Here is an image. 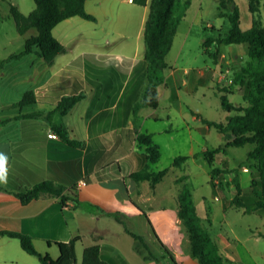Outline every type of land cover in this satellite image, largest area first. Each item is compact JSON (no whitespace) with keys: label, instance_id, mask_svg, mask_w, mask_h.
<instances>
[{"label":"crops","instance_id":"0c3cea01","mask_svg":"<svg viewBox=\"0 0 264 264\" xmlns=\"http://www.w3.org/2000/svg\"><path fill=\"white\" fill-rule=\"evenodd\" d=\"M103 2L112 5L115 0L85 2L86 11L95 16L92 21L98 18L95 6ZM138 2L149 12L150 0ZM10 4H15L24 13L35 7L27 12L18 0H0V21L5 19L8 23V27L0 29V49L5 51L0 55V153L8 157L9 170L8 183L0 184V230L30 235L36 249L53 258L59 255L57 242L78 237L76 255L80 249L81 259L77 256L76 264L81 263L84 248L92 244H99L102 257L114 264H164L161 257L172 263L161 242L178 264H200L190 252L189 239L178 216L179 193L185 184L190 185L203 224L205 219L209 220V207L204 202L207 196L204 193L200 198L195 197L193 180L201 176V182L211 185L215 199L222 198L210 182L204 152L208 148L224 146L234 135L218 130L201 118L214 120L204 113L209 105L206 93L209 88L216 89L220 105L221 93L233 104L246 103L245 87L234 85L229 79L242 65L247 44L211 43L207 48L212 44L216 46L213 55L216 67H185L183 72L188 77L180 76L179 68L167 61L166 78L157 87L158 106H140L134 110L147 80L145 44L142 50L137 45L132 54L123 49L122 53L115 54L112 50L100 51L99 48L74 52L72 41L62 39L55 31L63 22L78 21L81 16L75 15L53 28L54 35L67 48V52L56 56L53 64H47L36 50L12 57L23 51L25 39L36 30L20 34ZM73 37L79 39L77 35ZM225 45L229 48L225 49ZM182 88L188 96L199 101L200 107L186 105L182 100ZM28 90L35 91L37 101L22 107L12 106ZM75 93H84V97L65 115L50 113L62 96ZM162 95L168 99L164 109L161 108ZM222 109V119L216 121L225 122L237 113ZM60 126L65 128L70 139L80 143L71 145L65 141L58 132ZM50 132L58 136L49 137ZM139 134H150L152 145L159 148L160 157L156 162L146 158L149 145L138 139ZM233 147L236 146L227 145L224 151L216 153L214 163L226 170L223 175L229 180V190L236 193L234 178H238L244 188L242 171L248 170H245L246 166L234 163ZM164 150L169 165L160 163ZM179 155L186 159L180 165H174L173 161ZM163 168H167V173L154 187L148 179L131 177L132 173L143 169L158 171ZM80 180H85L86 184H80ZM42 181L63 187V194L67 196L65 201L48 192H41L27 202L16 195ZM167 182L166 188L163 185ZM233 197L234 194L223 202L224 214L234 206L230 203ZM126 227L139 235L140 230L150 229L152 239L149 241L157 243L159 253L144 240L160 262L143 258L135 249V240ZM127 236L133 239L130 245ZM216 241L223 253H227L223 248L232 245L224 235L217 236ZM0 264L44 263L38 256L28 253L18 238L0 234Z\"/></svg>","mask_w":264,"mask_h":264},{"label":"trees","instance_id":"16d2710c","mask_svg":"<svg viewBox=\"0 0 264 264\" xmlns=\"http://www.w3.org/2000/svg\"><path fill=\"white\" fill-rule=\"evenodd\" d=\"M87 0H34L35 7L29 12H22L15 4H10V12L16 23L17 30L24 34L30 29L36 33L25 39V46L21 53L13 54L12 57H19L21 54L37 51L49 65L53 64L57 55L67 52L66 46L54 35L53 28L61 21L71 16L79 15L85 19L94 20L95 16L86 11ZM235 0H219L218 14L226 17L231 28L226 35L208 36L203 44L209 46L215 44H247L248 58L244 64L234 73L232 83L245 87V104H233L226 94H220L221 105L226 110H235V115L229 116L225 122L210 120L202 117V121L215 126L222 132L230 131L234 138L224 146L208 148L204 155L209 166L210 182L213 186L226 171L214 163V156L224 151L227 145L244 146L250 144L252 147L247 153L248 162L253 163V178L250 181V191L241 197L243 188L238 178L233 182L236 186V195L232 202L243 207L245 213H259L264 215V23L259 19L261 7L264 0H248V8L252 13V25L243 29L240 25V8ZM190 0H150L149 12L144 25V58L147 62V80L140 102L136 103L134 110L140 106H158L157 87L165 80V71L169 67L166 56L170 51L177 28L185 16ZM229 6L230 12H222L223 8ZM226 90V88H225ZM224 90V91H225ZM84 93H75L62 96L51 114L58 116L65 115L79 100ZM37 97L34 90L26 91L20 100L12 106L22 107L34 103ZM23 114L22 116H31ZM62 138L71 145L80 142L70 139L65 128H58ZM138 139L149 145L147 148L148 158L156 162L160 157L159 148L152 145L150 134H139ZM186 156H177L173 164L180 165ZM167 173V168L158 171L143 169L131 174V177L142 180L148 179L154 187ZM64 188L57 186L50 181H42L25 191L17 192L16 195L23 201L38 196L41 192L55 194L64 202L67 196L63 194ZM178 216L186 231L190 243V252L197 258L200 264H229L217 241L211 237L202 223L196 211L192 192L188 184H185L179 193ZM117 220L123 222L116 216ZM127 232L135 240V249L143 255L144 259H160L152 252L144 238L129 230ZM0 234H7L20 240L22 247L30 254L36 255L44 264H76V241L73 237L69 241H61L56 244L59 247V255L53 258L49 253L39 252L33 242V238L25 233L9 230H0ZM169 254L173 264H178L175 257L168 248L161 242ZM80 264H114L101 255L99 244L88 245L83 250Z\"/></svg>","mask_w":264,"mask_h":264},{"label":"rangeland","instance_id":"374dc122","mask_svg":"<svg viewBox=\"0 0 264 264\" xmlns=\"http://www.w3.org/2000/svg\"><path fill=\"white\" fill-rule=\"evenodd\" d=\"M18 1H20L23 11L28 12L35 6L34 0ZM235 3L241 11L240 20L242 28L249 27L252 23V14L248 8V0H235ZM218 4L219 0H190L185 16L179 26L174 44L166 56V60L170 64L179 68V75L183 74V77H188L183 72L185 67L190 69L191 67H216L213 57L216 46L212 44L211 47L207 48L208 46H205L203 41L208 36L216 37L220 34L224 36L231 28L230 21L226 17L219 16ZM95 7L98 8L96 12L98 16L97 20L92 21L80 17L78 21H73L72 23L63 22L61 23L62 26L56 29V35L62 37V39H66V41L71 40L74 46V52H79L85 48H99L100 51L112 50L115 54H118V52L122 53L121 50L123 49L125 53L132 54L137 45H139L140 50L143 49L145 44L143 29L148 17V10L144 5L139 3L138 0L133 3L129 0H115L112 5L103 2ZM222 12H230L229 6L223 8ZM259 19L264 23V5L261 7ZM5 27H8V23L7 20L3 19L0 21V29ZM61 28L63 30H60ZM31 31L34 33L35 29ZM62 31H65L66 35ZM76 35L79 39L74 40L73 36ZM240 45H244V43ZM244 47L247 51V46L245 45ZM224 48H229V45H225ZM3 54H5V51L0 49V55ZM247 58L248 55L245 53L240 65L244 64ZM118 59H122V57H118ZM115 62L116 59L114 60ZM183 89L181 90L182 100L186 105L200 107L199 101L188 96ZM206 93L209 105L207 106V110H204L205 115L214 120L222 119L221 112L223 109L220 105L216 89L209 88ZM167 101L166 96L162 95V109H164L163 106H165ZM236 101H238V95H236ZM251 147L250 144H246L231 149V152L234 153V163L244 165L248 170V172L242 171L241 183L244 190L241 197L250 191L249 185L253 178V163L247 160V151ZM160 159L161 164L169 165L170 160H168L165 150ZM216 164L218 163L216 162ZM200 179L201 176L193 180V187L196 198H200L204 193L207 196V200L204 202L209 207V220L205 219L206 224L204 223L203 225L215 240L217 236L224 235L230 240V244L232 243L227 249L223 248V250H227L225 251L227 253H223L221 250L226 261L229 264H264V215L259 213H245L243 207L237 206L238 203L232 202L233 199L230 200V203L234 206L230 207L224 214L223 202L233 194L234 196L236 195L235 191L231 193V190H229V180L224 175L218 179L216 183L217 190L215 191L222 198L216 200L211 192V185L205 183V181L201 182ZM168 184L169 182L163 186L167 188ZM148 230L150 229L147 227L145 230H140L141 236L157 251V243L153 242V240L149 241L152 238ZM131 240L133 239L127 236L129 245ZM77 256L78 260H80V249ZM160 259L164 264H173V262L170 263V259L163 257Z\"/></svg>","mask_w":264,"mask_h":264},{"label":"clouds","instance_id":"9594fccd","mask_svg":"<svg viewBox=\"0 0 264 264\" xmlns=\"http://www.w3.org/2000/svg\"><path fill=\"white\" fill-rule=\"evenodd\" d=\"M8 157L0 153V184L6 185L8 183Z\"/></svg>","mask_w":264,"mask_h":264},{"label":"built area","instance_id":"2783aa9c","mask_svg":"<svg viewBox=\"0 0 264 264\" xmlns=\"http://www.w3.org/2000/svg\"><path fill=\"white\" fill-rule=\"evenodd\" d=\"M229 81L232 82V79H229ZM48 136L49 137L56 138L58 135L55 132H50L48 134ZM245 170H247V168ZM80 184H86V181L85 180H80Z\"/></svg>","mask_w":264,"mask_h":264},{"label":"water","instance_id":"95a60500","mask_svg":"<svg viewBox=\"0 0 264 264\" xmlns=\"http://www.w3.org/2000/svg\"><path fill=\"white\" fill-rule=\"evenodd\" d=\"M234 5H235V3L233 2V3H232V6H234Z\"/></svg>","mask_w":264,"mask_h":264}]
</instances>
